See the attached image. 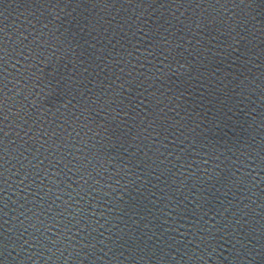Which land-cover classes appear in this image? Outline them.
<instances>
[{
	"label": "water",
	"instance_id": "obj_1",
	"mask_svg": "<svg viewBox=\"0 0 264 264\" xmlns=\"http://www.w3.org/2000/svg\"><path fill=\"white\" fill-rule=\"evenodd\" d=\"M262 148L264 0H0V264H264Z\"/></svg>",
	"mask_w": 264,
	"mask_h": 264
},
{
	"label": "snow or ice",
	"instance_id": "obj_2",
	"mask_svg": "<svg viewBox=\"0 0 264 264\" xmlns=\"http://www.w3.org/2000/svg\"><path fill=\"white\" fill-rule=\"evenodd\" d=\"M42 2L51 4L52 3V0H42ZM56 2L59 3V2H61V0H56ZM64 2L70 4V3H74V2H79V0H64ZM97 2H101V0H97ZM103 2H106V0H103ZM189 2H191V0H189ZM149 55H152V53L150 52ZM181 67H183V65H181ZM121 71H123V69H121ZM163 71H164L163 68H157V72H160L162 74ZM158 78L159 77H157V79ZM120 87L123 88V85L121 84ZM112 102H115V101L113 100ZM161 127H162V129H163L164 132H167L168 131V128H164L163 125H161ZM168 127H171V125H169ZM148 128L151 129L152 128V125L149 124L148 125ZM181 134L183 135V131H181ZM159 135L160 134L157 133V137L153 138L152 143L154 145L158 142ZM133 139H135V138H133ZM177 139H179V138L177 137ZM187 139H188V137L185 136L184 137V140L180 141V145H184V141L187 140ZM167 140H168V137L165 136L164 137V141H160V143H161L162 147L164 148V150L166 152H168V156L167 157L164 156V153L163 152H160V149L159 148H156V152L159 153V156L157 157V159L159 160V163L161 165H163L166 160L168 161V163H171V160H169L168 157H172L174 155V153L172 151H168V144L165 142ZM173 143H175V142L173 141ZM193 145H191V147H193ZM237 150L239 151V149H237ZM125 151L127 152V149ZM261 151L264 152V148H262ZM178 152L181 153V154H183V155H181V154L176 155L177 163H179L180 160H183V163L180 164V167L185 168V170L188 171L189 176L194 175V172L191 171L193 169V165L194 164L196 165V168L199 169L200 164H205L206 165V164L209 163V159L200 160L199 163H196L195 160L188 159V155H191V154L188 153V150H187L186 147H180L179 150H178ZM130 155L134 156L135 153L133 152ZM241 155H244V153L241 152ZM249 155H250V153H249ZM213 156H214V160L215 161H218L220 159L218 156H216L214 154H210L209 158H213ZM160 157H163V159H160ZM261 162L264 163V156H261ZM233 164H235V161H233ZM173 167H176V165L173 164ZM217 168H219V165L218 164H215L212 169H208V168H205L204 169V171L209 176V180L213 179L214 177L217 178L218 181H220V180H228L229 179V176H221L220 173L216 171ZM237 171H239V169H237ZM168 172L169 173H172V169L169 168L168 169ZM172 174L175 175L174 173H172ZM88 175L91 176V173H88ZM118 175H119V172H115V173L112 174V176H118ZM125 175H127V173ZM112 176H109V180L112 179ZM230 176H231V179H232V183L235 184V185H239V184H242L244 182L242 177H238L236 175V171L235 172H231ZM137 179H139V177H137ZM23 182L24 181L21 180V183H23ZM85 183L87 184V181H85ZM96 183L98 184L99 181H97ZM115 183L116 184H119L120 183V180L119 179L115 180ZM109 186H111V185H109ZM89 187H90V190L92 192H96L97 191L95 188H92L91 186H89ZM57 199H59V197H57ZM93 199H95V196H93ZM24 243H28V241L25 240ZM30 246L33 247V245H30Z\"/></svg>",
	"mask_w": 264,
	"mask_h": 264
}]
</instances>
